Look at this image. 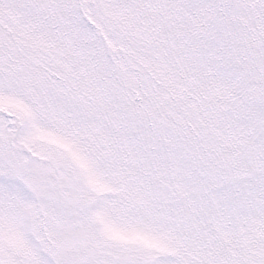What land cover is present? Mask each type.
<instances>
[{"label":"snow or ice","instance_id":"obj_1","mask_svg":"<svg viewBox=\"0 0 264 264\" xmlns=\"http://www.w3.org/2000/svg\"><path fill=\"white\" fill-rule=\"evenodd\" d=\"M0 264H264V0H0Z\"/></svg>","mask_w":264,"mask_h":264}]
</instances>
